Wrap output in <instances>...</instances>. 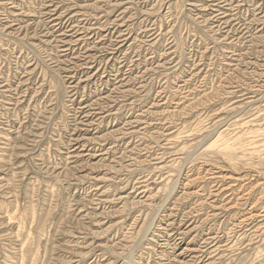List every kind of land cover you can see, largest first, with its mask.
<instances>
[{
	"label": "rangeland",
	"instance_id": "obj_1",
	"mask_svg": "<svg viewBox=\"0 0 264 264\" xmlns=\"http://www.w3.org/2000/svg\"><path fill=\"white\" fill-rule=\"evenodd\" d=\"M163 263L264 264V0H0V264Z\"/></svg>",
	"mask_w": 264,
	"mask_h": 264
},
{
	"label": "bare ground",
	"instance_id": "obj_2",
	"mask_svg": "<svg viewBox=\"0 0 264 264\" xmlns=\"http://www.w3.org/2000/svg\"><path fill=\"white\" fill-rule=\"evenodd\" d=\"M215 4V3H214ZM249 6V5H248ZM232 8V7H231ZM234 8V7H233ZM56 13V12H55ZM173 14V13H172ZM220 14V13H219ZM259 14V13H258ZM248 15V14H247ZM166 17V16H165ZM216 17V16H215ZM252 17V16H251ZM172 18V17H171ZM223 18V17H222ZM231 19V18H230ZM216 20V19H215ZM236 20V19H235ZM13 26V25H12ZM11 27V26H10ZM9 27V28H10ZM207 29V28H206ZM219 29V28H218ZM215 30V29H214ZM223 30V29H222ZM148 32V31H147ZM225 32V31H224ZM230 33H231V30H230ZM250 35V34H249ZM120 38V37H119ZM128 38V37H127ZM234 40V39H233ZM119 41V40H118ZM127 41V40H126ZM239 41V40H238ZM117 42V41H116ZM203 43V42H202ZM252 48V47H251ZM12 49V48H11ZM109 50V49H108ZM61 53V52H60ZM205 53V52H204ZM230 53V52H229ZM128 54V53H127ZM168 54V53H167ZM171 54V53H170ZM201 54V53H200ZM233 54V53H232ZM88 57V56H87ZM162 57V56H161ZM201 57V56H200ZM216 57V56H215ZM140 58V57H139ZM158 58V57H157ZM28 59V58H27ZM121 59V58H120ZM236 59V58H235ZM245 59V58H244ZM137 60V59H136ZM211 60V59H210ZM234 60V59H233ZM103 61V60H102ZM90 62V61H89ZM94 62V61H93ZM105 62V61H104ZM146 62V61H145ZM246 62V61H245ZM252 63V62H251ZM214 64V63H213ZM244 64V63H243ZM74 65V64H73ZM87 65V64H86ZM165 65V64H164ZM189 65V64H188ZM210 65V64H209ZM69 66V65H68ZM199 66V65H198ZM130 67V66H129ZM204 69V68H203ZM229 69V68H228ZM249 69V68H248ZM183 70V69H182ZM238 70V69H237ZM17 72V71H16ZM109 72V71H108ZM180 72V71H179ZM185 72V71H184ZM223 72V71H222ZM119 73V72H118ZM171 73V72H170ZM183 74V73H182ZM113 76V75H112ZM197 77V76H196ZM208 77V76H207ZM139 78V77H138ZM142 78V77H141ZM180 78V77H179ZM111 80V79H110ZM180 80V79H179ZM261 80V79H260ZM103 83V82H102ZM142 83V82H141ZM134 84V83H133ZM161 86V85H160ZM229 88V87H228ZM244 88V87H243ZM259 88V87H258ZM238 89V88H237ZM137 90V89H136ZM123 91V90H122ZM121 91V92H122ZM248 91V90H247ZM261 91V90H260ZM125 92V91H124ZM161 92V91H160ZM189 92V91H188ZM15 93H16V91H15ZM120 93V92H119ZM170 93V92H169ZM249 93H252V91L250 92L249 91ZM256 94V93H255ZM187 96V95H186ZM7 97V96H6ZM116 97V96H115ZM106 98V97H105ZM114 98V97H113ZM118 98V97H117ZM187 98V97H186ZM109 99V98H108ZM130 100V99H129ZM182 100V99H181ZM109 101V100H108ZM124 101V100H123ZM263 101V100H262ZM115 103V102H114ZM254 103V102H253ZM263 103V102H262ZM11 104V103H10ZM21 104V103H20ZM94 104V103H93ZM118 104V103H117ZM245 104V103H244ZM87 106V105H86ZM107 106V105H106ZM133 106V105H132ZM111 108V107H110ZM95 109V108H94ZM105 109V108H104ZM103 110V109H102ZM107 110V109H106ZM106 112V111H105ZM117 114V113H116ZM68 116V115H67ZM83 117V116H82ZM86 117V116H85ZM76 119V118H75ZM98 119V118H97ZM144 121V120H143ZM67 122V121H66ZM92 122V121H91ZM90 122V123H91ZM131 122V121H130ZM75 123H76V121H75ZM80 124V123H79ZM139 124V123H138ZM77 128V127H76ZM144 129V128H143ZM67 130V129H66ZM144 130H146V129H144ZM126 131V130H125ZM74 133V132H73ZM65 134V133H64ZM139 134V133H138ZM116 137V136H115ZM136 138V137H135ZM73 141V140H72ZM98 145V144H97ZM64 146V145H63ZM113 146V145H112ZM73 151V150H72ZM116 151V150H115ZM108 152V151H107ZM124 152V151H123ZM130 153V152H129ZM163 154V153H162ZM109 155V154H108ZM85 156V155H84ZM107 157V156H106ZM77 159V158H76ZM157 160V159H156ZM161 161V160H160ZM175 161V160H174ZM122 167V166H121ZM126 169H127V167H126ZM69 172V171H68ZM208 174V173H207ZM125 179V178H124ZM130 179V178H129ZM214 179V178H213ZM222 179V178H221ZM16 180V179H15ZM82 181V180H81ZM141 183H142V181H140ZM146 182V181H145ZM70 183V182H69ZM83 183V182H82ZM213 183V182H212ZM87 184V183H86ZM221 184V183H220ZM176 187V186H175ZM219 189V188H218ZM238 189V188H237ZM88 190V189H87ZM228 191V190H227ZM232 191V190H231ZM106 194V193H105ZM218 195V194H217ZM243 197V196H242ZM238 200H240V199H238ZM243 200V199H242ZM245 200H247L246 198H245ZM206 204V203H205ZM207 205V204H206ZM208 206H210V205H208ZM217 209V208H216ZM226 209V208H225ZM217 211V210H216ZM252 212V211H251ZM166 215V214H165ZM177 216H178V214H177ZM209 216V215H208ZM253 217H254V215H252ZM256 216V215H255ZM258 217H259V215H258ZM250 218V217H249ZM248 219V218H247ZM162 220V219H161ZM249 220V219H248ZM215 221V220H214ZM225 222V221H224ZM138 224V223H137ZM214 224V223H213ZM239 225V224H238ZM244 225V224H243ZM234 226V225H233ZM238 228V227H237ZM256 228V227H255ZM131 229V228H130ZM162 229V228H161ZM212 229V228H211ZM150 230V229H149ZM149 230H147V231H149ZM235 230V229H234ZM227 231V230H226ZM231 231V230H230ZM210 232V231H209ZM228 232V231H227ZM239 232V231H238ZM184 234V233H183ZM225 234V233H224ZM227 235V234H226ZM126 236V235H125ZM217 237V236H216ZM238 237V236H237ZM138 238V237H137ZM127 239V238H126ZM213 239V238H212ZM237 239V238H236ZM247 239V238H246ZM245 239V240H246ZM218 240V239H217ZM227 242V241H226ZM141 243H142V241H141ZM204 243V242H203ZM217 243V242H216ZM234 243V242H233ZM22 244V243H21ZM206 244V243H205ZM140 245V244H139ZM207 245V244H206ZM214 245H215V243H214ZM205 247V246H204ZM135 249V248H134ZM214 249V248H213ZM219 249V248H218ZM229 249H231V248H229ZM156 250V249H155ZM134 251V250H133ZM191 252V251H190ZM198 252V251H197ZM23 254V253H22ZM218 254V253H217ZM132 256V255H131ZM200 257V256H199ZM151 260V259H150ZM197 260V259H196ZM202 260V259H201ZM133 261V260H132ZM204 262V261H203ZM163 264H165V263H163ZM196 264V263H195Z\"/></svg>",
	"mask_w": 264,
	"mask_h": 264
}]
</instances>
